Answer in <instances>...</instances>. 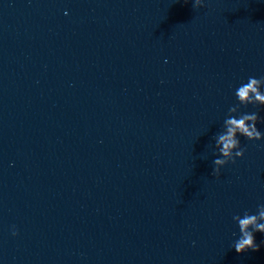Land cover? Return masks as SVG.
Returning a JSON list of instances; mask_svg holds the SVG:
<instances>
[{"label":"clouds","instance_id":"obj_1","mask_svg":"<svg viewBox=\"0 0 264 264\" xmlns=\"http://www.w3.org/2000/svg\"><path fill=\"white\" fill-rule=\"evenodd\" d=\"M188 2V0H185ZM204 6V0H192L193 8ZM264 77H249L246 83L235 90L234 95L238 103L229 108V115L223 122L224 131L216 136L215 146L219 153L214 163L213 174L217 177L220 175V169L229 162L235 163L236 158H243L245 149L241 147L240 137L246 138L248 141H259L264 139L257 124L264 123V120L257 112H241V106L247 107L264 106ZM233 220L238 224L239 238L234 242L233 248L237 253H244L248 250L257 251L259 245L255 241L254 233L260 232L264 234V204L257 206L256 213L252 214L247 210L243 216L237 214L233 216ZM13 235L17 232L13 230Z\"/></svg>","mask_w":264,"mask_h":264}]
</instances>
